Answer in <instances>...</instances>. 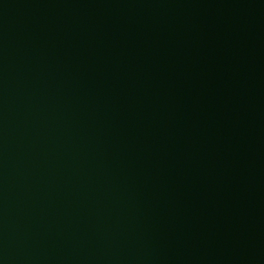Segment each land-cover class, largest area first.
<instances>
[{
  "label": "water",
  "instance_id": "obj_1",
  "mask_svg": "<svg viewBox=\"0 0 264 264\" xmlns=\"http://www.w3.org/2000/svg\"><path fill=\"white\" fill-rule=\"evenodd\" d=\"M0 264H264V0H0Z\"/></svg>",
  "mask_w": 264,
  "mask_h": 264
}]
</instances>
